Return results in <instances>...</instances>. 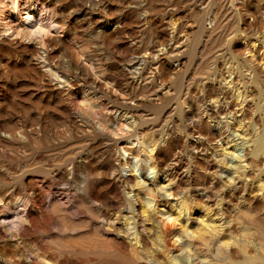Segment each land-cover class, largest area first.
<instances>
[{
	"label": "rangeland",
	"instance_id": "obj_1",
	"mask_svg": "<svg viewBox=\"0 0 264 264\" xmlns=\"http://www.w3.org/2000/svg\"><path fill=\"white\" fill-rule=\"evenodd\" d=\"M0 264H264V0H0Z\"/></svg>",
	"mask_w": 264,
	"mask_h": 264
},
{
	"label": "bare ground",
	"instance_id": "obj_2",
	"mask_svg": "<svg viewBox=\"0 0 264 264\" xmlns=\"http://www.w3.org/2000/svg\"><path fill=\"white\" fill-rule=\"evenodd\" d=\"M22 18H23V25H24L22 31L27 35H31V36L38 35L44 32L48 27H51L50 25H47V26L43 25L44 24L43 22L48 19L46 17V13L43 8L36 9V11H33V12L27 11L26 16ZM17 29H19V27ZM11 30H12V27L7 24L5 28V32H7L6 36H10ZM11 34H12V31H11Z\"/></svg>",
	"mask_w": 264,
	"mask_h": 264
}]
</instances>
